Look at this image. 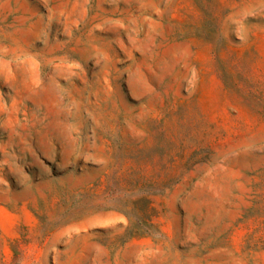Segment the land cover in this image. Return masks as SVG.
<instances>
[{
  "label": "rangeland",
  "instance_id": "rangeland-1",
  "mask_svg": "<svg viewBox=\"0 0 264 264\" xmlns=\"http://www.w3.org/2000/svg\"><path fill=\"white\" fill-rule=\"evenodd\" d=\"M0 264H264V0H0Z\"/></svg>",
  "mask_w": 264,
  "mask_h": 264
},
{
  "label": "trees",
  "instance_id": "trees-1",
  "mask_svg": "<svg viewBox=\"0 0 264 264\" xmlns=\"http://www.w3.org/2000/svg\"><path fill=\"white\" fill-rule=\"evenodd\" d=\"M145 199V198H144Z\"/></svg>",
  "mask_w": 264,
  "mask_h": 264
}]
</instances>
